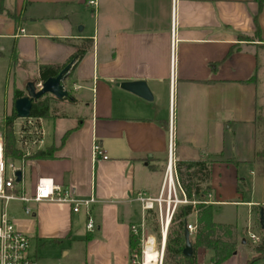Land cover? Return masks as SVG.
I'll return each mask as SVG.
<instances>
[{"label":"crops","instance_id":"0c3cea01","mask_svg":"<svg viewBox=\"0 0 264 264\" xmlns=\"http://www.w3.org/2000/svg\"><path fill=\"white\" fill-rule=\"evenodd\" d=\"M95 1L92 6L88 0H5L21 18L0 14V50L24 87L39 81L41 64L71 62L64 79L69 97H53L52 116L40 118L39 148L53 147V157L23 160L31 171L28 191L37 178L50 177L78 197L94 199L92 230L85 227L83 209L74 212L64 202L34 203L31 217L17 222L35 249L46 245L39 264H57L58 253L64 264H129L130 227L145 223L135 196L158 194L170 126L176 161L213 159L204 191L213 211L223 205L264 206V200L244 199L247 176L254 174L244 166L254 164L258 149L259 97L264 104V3ZM78 49L83 54L69 60ZM138 80L147 84L150 100L121 86ZM94 141L107 159L92 158ZM190 216L195 223L196 212ZM247 224L244 238L237 234L241 250L250 243ZM239 248L220 264H244L255 254L248 246L240 256Z\"/></svg>","mask_w":264,"mask_h":264},{"label":"built area","instance_id":"2783aa9c","mask_svg":"<svg viewBox=\"0 0 264 264\" xmlns=\"http://www.w3.org/2000/svg\"><path fill=\"white\" fill-rule=\"evenodd\" d=\"M88 4L95 6V0H88ZM20 33L24 29L19 30ZM174 31V29H173ZM35 88H41V81L35 83ZM25 122L17 132L19 143L25 149V155H28L33 149L39 148L42 143V130L39 127L32 128L34 119L31 117L24 118ZM34 129V131H33ZM169 127L168 137V154L163 173V180L157 195H150L145 192H138L135 196L140 203L142 210H155L160 219V247L156 248V238L145 228V223L131 225V232L140 237V252H133L130 255L129 264H144L143 257L147 244L151 243L157 252L159 264H162L163 251L168 226L172 219L176 207L180 204H191L193 212L195 205L202 203L209 205L212 201L209 192H203L200 199H197L192 193L187 197L178 178L176 169V160L173 153L172 130ZM92 158L107 159L105 151L101 145L94 141L91 147ZM19 161L18 159H15ZM24 159H21L23 161ZM9 163V164H8ZM23 163V162H22ZM10 169H8V165ZM14 162L7 160L3 152V135L0 129V199L6 202L10 199H16L24 203H38L41 201L64 202L72 205V211L77 212L83 209L86 215L85 227L88 230L94 228V223L90 217V207L94 202L92 196L78 197L74 190L67 186H60L53 182L50 177L37 178L33 188L26 191L23 185V166L20 164L13 165ZM20 170V180H16L15 171ZM31 207H24V212L31 213ZM185 227L189 234H193L196 229L195 223L187 222ZM246 235L248 239L256 244L260 241V236L251 230V225L247 224ZM158 261V259H157ZM157 262H155L156 264ZM0 264H37L35 255L32 253L30 237L23 231L16 228L11 221V217L2 208L0 211ZM210 264V263H208Z\"/></svg>","mask_w":264,"mask_h":264},{"label":"trees","instance_id":"16d2710c","mask_svg":"<svg viewBox=\"0 0 264 264\" xmlns=\"http://www.w3.org/2000/svg\"><path fill=\"white\" fill-rule=\"evenodd\" d=\"M259 5L264 0H256ZM4 13L7 17L14 21H19L20 14H16L14 8H7L5 0H0V14ZM84 50L78 49L69 60H77ZM61 65L41 64L38 70V79L42 81L49 76L55 75ZM248 80H254L250 77ZM24 95V90L14 89V100ZM53 96L49 93L44 94L39 99L32 101L30 109V117L34 119L32 128L39 127V119L52 116L50 110V99ZM16 118L15 110L4 118L2 122L3 135V152L6 159H50L53 157V147L35 148L28 155H25L24 147L19 143L17 134L13 131V122ZM34 131V129H33ZM213 159L209 156L202 157L198 160H178L176 161V169L181 186L187 197H191L193 193L197 199L201 198L204 191L209 189L210 166ZM236 162L234 160H230ZM257 164L258 172H264V146L257 149L254 153L253 161ZM261 205H259L260 207ZM191 204H180L176 207L170 224L167 229L165 246L162 257V264H201V254L209 250L210 264H220L224 260L232 256L239 242L238 235L233 224L220 223L213 220L212 205L197 203L195 205V232L191 235V254L185 256L182 252L184 247V228L187 217L193 212ZM146 222L152 225L155 210L146 212ZM153 229V228H152ZM154 230V229H153ZM158 238L160 232L156 233ZM260 241L253 246V250L257 253L251 259H247L244 264H264V229L260 230ZM130 255L133 252H140V237L133 232L129 237ZM200 254V255H199ZM200 257V259H199Z\"/></svg>","mask_w":264,"mask_h":264},{"label":"rangeland","instance_id":"374dc122","mask_svg":"<svg viewBox=\"0 0 264 264\" xmlns=\"http://www.w3.org/2000/svg\"><path fill=\"white\" fill-rule=\"evenodd\" d=\"M258 54L260 55V51H258ZM9 59L5 53V51L0 50V129L2 130V122L4 121V118L9 115L13 111V102H14V89L19 86H23V83L19 81V79H16L14 75L12 76L9 69H8ZM12 68V67H11ZM30 81L35 83L38 82L37 79H31ZM262 84L261 82L258 85V94L261 95L262 92ZM25 94V89H24ZM52 99H50V103L52 102ZM54 101V100H53ZM261 97L258 98V106H257V125H258V131H257V145L258 149L264 146V106ZM25 120L24 118H18L16 117L13 122V131L17 134V132L20 130L21 126L24 124ZM11 162H14V166L16 164H22L23 166V185L26 188V191H28L29 187L31 186V171L30 167L27 164V162H23L19 159V161H16L15 159H7ZM23 162V163H22ZM9 164V163H8ZM7 164V165H8ZM8 169H10L8 165ZM244 169L246 172L248 169H252L254 171L253 175L248 174V180H249V191L245 192L244 199L248 200H254L261 202L264 200V172H258L257 164H250L248 166H244ZM256 170V171H255ZM257 172V174L255 173ZM248 173V172H247ZM34 203H24L22 201L16 200V199H10L4 202V200L0 199V211L3 208L6 213L11 217V221L13 222L14 226L17 227V222L21 221L25 218L31 217V213L27 214L24 212V207L29 206L32 207ZM263 208V214H264V206H260ZM259 206L257 207H249L247 205L237 204V205H223V206H215L213 211V217L215 220H221L224 222L232 223L235 226L236 232L239 235L240 239L244 238L243 230L247 223L251 225V230L253 232L259 233L260 226L257 222V215L259 213ZM146 211L144 213V216L146 218ZM152 225H148V223L145 220V228L148 230L150 234H153L156 238V248L159 249L160 247V239H158V236L156 233L160 230V219L158 214L156 213L153 216ZM192 216L187 217V222H191ZM154 230H153V229ZM191 239V237H190ZM240 245L238 255L241 256L242 251L249 252L251 248L255 245L254 243L248 242V246L251 248L248 249V246H244V250H241V242L238 243ZM31 248L32 253L36 255L38 264L42 260L43 257H45L47 254L44 250H46V245L40 244L35 249L34 241L31 239ZM34 251V252H33ZM146 253L148 254L145 258L146 264H154L155 256H156V250L153 248V245L151 243L147 244ZM255 252V251H254ZM200 255V254H199ZM254 256H257V253L255 252ZM253 256V257H254ZM251 257V258H253ZM57 258L60 259V261H57V264H64L61 261V256L58 253ZM250 258V259H251ZM158 261L156 264H159V258H157ZM200 259V257H199ZM209 261L208 255H205L201 258L200 263H207ZM59 262V263H58ZM254 264H259L258 262H255Z\"/></svg>","mask_w":264,"mask_h":264},{"label":"water","instance_id":"95a60500","mask_svg":"<svg viewBox=\"0 0 264 264\" xmlns=\"http://www.w3.org/2000/svg\"><path fill=\"white\" fill-rule=\"evenodd\" d=\"M71 66V62L64 65L55 75L49 76L46 79L41 81V88H35L33 81H28L24 87L25 94L17 97L13 102V107L15 110L16 117L18 118H27L30 117V109L32 101L39 99L46 93L51 94L53 97L57 99H64L69 97V92L65 88L64 79L69 71ZM121 86L144 99L150 100L152 98V94L144 81H130L123 82ZM20 170L15 171L16 180H20ZM259 225L261 229H264V214L261 209L259 212ZM189 232L187 228H184V247L182 252L185 256H189L191 254V242L189 237Z\"/></svg>","mask_w":264,"mask_h":264},{"label":"bare ground","instance_id":"6f19581e","mask_svg":"<svg viewBox=\"0 0 264 264\" xmlns=\"http://www.w3.org/2000/svg\"><path fill=\"white\" fill-rule=\"evenodd\" d=\"M146 256H147V253H146V251H145V252H144V257H143L144 264H146V261H145ZM155 262H157V252H156V256H155L154 264H155Z\"/></svg>","mask_w":264,"mask_h":264}]
</instances>
